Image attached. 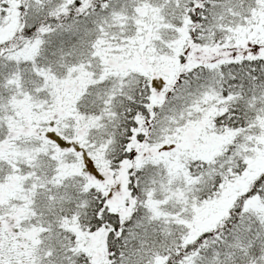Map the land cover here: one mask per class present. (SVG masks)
Returning a JSON list of instances; mask_svg holds the SVG:
<instances>
[{"label": "snow or ice", "instance_id": "snow-or-ice-1", "mask_svg": "<svg viewBox=\"0 0 264 264\" xmlns=\"http://www.w3.org/2000/svg\"><path fill=\"white\" fill-rule=\"evenodd\" d=\"M0 264H264V0H0Z\"/></svg>", "mask_w": 264, "mask_h": 264}]
</instances>
